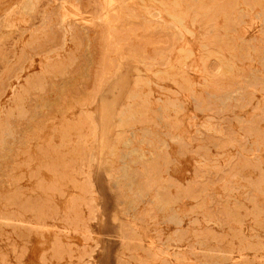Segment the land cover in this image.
Segmentation results:
<instances>
[{
    "label": "rangeland",
    "instance_id": "1",
    "mask_svg": "<svg viewBox=\"0 0 264 264\" xmlns=\"http://www.w3.org/2000/svg\"><path fill=\"white\" fill-rule=\"evenodd\" d=\"M0 264H264V0H0Z\"/></svg>",
    "mask_w": 264,
    "mask_h": 264
}]
</instances>
